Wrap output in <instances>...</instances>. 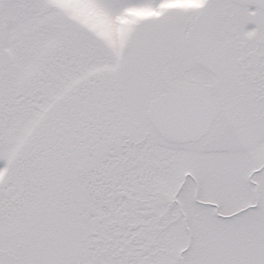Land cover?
<instances>
[{"label": "snow or ice", "instance_id": "1", "mask_svg": "<svg viewBox=\"0 0 264 264\" xmlns=\"http://www.w3.org/2000/svg\"><path fill=\"white\" fill-rule=\"evenodd\" d=\"M0 264H264V0H0Z\"/></svg>", "mask_w": 264, "mask_h": 264}]
</instances>
